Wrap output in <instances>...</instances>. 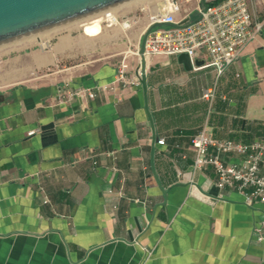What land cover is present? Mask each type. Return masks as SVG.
<instances>
[{"label":"crops","instance_id":"obj_1","mask_svg":"<svg viewBox=\"0 0 264 264\" xmlns=\"http://www.w3.org/2000/svg\"><path fill=\"white\" fill-rule=\"evenodd\" d=\"M126 20L84 32L107 43L98 54L71 35L3 67L0 264H264L255 233L264 203L219 189L212 166L194 169L192 146L203 128L264 141V28L218 73L206 54L191 69L179 55L144 57L151 19L139 41L127 30L141 21ZM122 60L129 73L145 60L146 88L69 97L113 80ZM44 65L54 67L25 77ZM208 88L212 101L203 97Z\"/></svg>","mask_w":264,"mask_h":264},{"label":"built area","instance_id":"obj_2","mask_svg":"<svg viewBox=\"0 0 264 264\" xmlns=\"http://www.w3.org/2000/svg\"><path fill=\"white\" fill-rule=\"evenodd\" d=\"M193 11L197 16L186 19ZM149 17L151 21L143 38L144 57L187 53L194 64L195 59L206 54L205 64L222 73L263 30L264 0H197L194 9L184 7L178 0H169L164 9ZM106 21L113 24L112 20ZM141 77V68L129 73L122 60L110 82L91 88L78 87L67 93L69 97L86 95L92 98L100 92L118 94L120 90L141 87ZM203 97L212 101L214 88L205 89ZM35 131L30 130L29 134ZM158 142L163 144L165 139ZM192 146L196 152L195 170L210 165L216 173L219 189L235 190L248 203H264V141L245 143L215 138L203 128L193 136ZM233 156L240 158L232 161ZM255 233L258 241H264V218L256 226Z\"/></svg>","mask_w":264,"mask_h":264},{"label":"water","instance_id":"obj_3","mask_svg":"<svg viewBox=\"0 0 264 264\" xmlns=\"http://www.w3.org/2000/svg\"><path fill=\"white\" fill-rule=\"evenodd\" d=\"M132 1L135 0H0V46ZM179 59L188 69L193 68L187 53H181ZM194 63L203 61L195 59ZM141 70L146 88L145 60Z\"/></svg>","mask_w":264,"mask_h":264},{"label":"rangeland","instance_id":"obj_4","mask_svg":"<svg viewBox=\"0 0 264 264\" xmlns=\"http://www.w3.org/2000/svg\"><path fill=\"white\" fill-rule=\"evenodd\" d=\"M169 0H144L145 4L139 3L135 6H133L130 9L125 8V4L120 5L115 7L117 14H118V21H117V26L118 24L122 25L124 20L126 18H129L131 20H140L141 23H138L133 28H129L127 30V35L131 36L133 39L136 38L135 40L139 41V27L145 20L149 18L151 14H155L158 10L164 9L166 3ZM181 2L183 6H191L189 1L186 0H178ZM127 4V3H126ZM145 9H142V8ZM100 13L67 23L68 26H63L62 28H59L54 34L44 37L41 40L35 39L34 42L27 44L25 46H11L9 43L3 46H0V73L4 69L6 70L7 67V62H9L10 59H13L15 57H22L23 60L25 61H32L33 56L37 53H44V52H49V50L52 49V46L54 43L59 39V37H67V36H81L83 43H85V47L88 49V47H92L94 49L97 48V54L102 51V49L107 45L105 40L103 38H100L99 35H94L92 36V41L90 40H84V39H89L86 35L88 32L93 31V33H99L102 30V25L104 26V29L108 30L110 28H115L113 27H107L108 21H102L101 24V19H100ZM105 13V12H104ZM180 17L181 14H178ZM143 19V20H142ZM73 25V27H70L69 25ZM70 27V29H68ZM67 28V29H66ZM84 29V30H83ZM86 34H85V33ZM107 33V31H104V34ZM101 34V33H100ZM48 38V39H47ZM85 41V42H84ZM20 42L18 40L17 44ZM16 41L14 42V44ZM5 46V47H4ZM5 50V51H4ZM85 51H87L85 49ZM6 67V68H5ZM54 66L52 65H44L38 68V70L29 72L25 76L26 78H30L35 76L37 73H47L53 69ZM8 70V69H7Z\"/></svg>","mask_w":264,"mask_h":264},{"label":"bare ground","instance_id":"obj_5","mask_svg":"<svg viewBox=\"0 0 264 264\" xmlns=\"http://www.w3.org/2000/svg\"><path fill=\"white\" fill-rule=\"evenodd\" d=\"M139 3H142V4H145L144 3V0H135V1H132V2H129L127 3V8L128 7H133ZM108 15V16H107ZM118 18V15H117V12L115 10V7L114 8H111V9H108L105 11L104 15H103V18L100 17L101 21L102 20H106V19H109V20H112L113 23H117L116 19ZM143 20V19H142ZM116 21V22H115ZM125 24H129V21H124ZM68 26V24H65V25H62V26H59V27H56V28H53V29H50V30H47V31H44V32H41V33H38V34H35V35H32V36H29V37H26L24 39H21L20 42L17 44L18 41H16V43L14 44H9L10 47L12 46H25L27 44H30L32 42H34L35 39H38V40H41L42 38L44 37H47V36H50L52 34L57 33L56 31L59 29V28H62L63 26ZM70 27H73V25H69ZM70 27L68 29H70ZM67 29V28H66ZM48 39V38H47ZM42 41V40H41ZM5 47V46H4ZM1 49V48H0ZM5 51V50H4Z\"/></svg>","mask_w":264,"mask_h":264}]
</instances>
